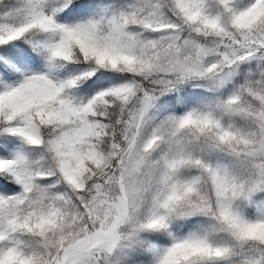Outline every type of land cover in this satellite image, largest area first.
<instances>
[{
  "label": "snow or ice",
  "instance_id": "6c2138e0",
  "mask_svg": "<svg viewBox=\"0 0 264 264\" xmlns=\"http://www.w3.org/2000/svg\"><path fill=\"white\" fill-rule=\"evenodd\" d=\"M0 264H264V0H0Z\"/></svg>",
  "mask_w": 264,
  "mask_h": 264
}]
</instances>
